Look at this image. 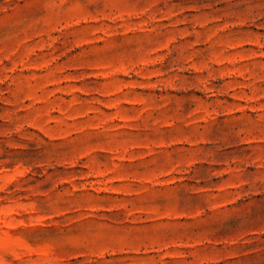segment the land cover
<instances>
[{
  "label": "rangeland",
  "instance_id": "rangeland-1",
  "mask_svg": "<svg viewBox=\"0 0 264 264\" xmlns=\"http://www.w3.org/2000/svg\"><path fill=\"white\" fill-rule=\"evenodd\" d=\"M0 264H264V0H0Z\"/></svg>",
  "mask_w": 264,
  "mask_h": 264
}]
</instances>
